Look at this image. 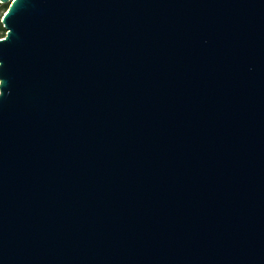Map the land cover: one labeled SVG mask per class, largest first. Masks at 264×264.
Here are the masks:
<instances>
[{"label":"water","instance_id":"95a60500","mask_svg":"<svg viewBox=\"0 0 264 264\" xmlns=\"http://www.w3.org/2000/svg\"><path fill=\"white\" fill-rule=\"evenodd\" d=\"M0 4V264H264V0Z\"/></svg>","mask_w":264,"mask_h":264},{"label":"rangeland","instance_id":"374dc122","mask_svg":"<svg viewBox=\"0 0 264 264\" xmlns=\"http://www.w3.org/2000/svg\"><path fill=\"white\" fill-rule=\"evenodd\" d=\"M6 8H8V5H4V4H0V17L5 14V12L7 11ZM2 18L0 19L1 22Z\"/></svg>","mask_w":264,"mask_h":264},{"label":"trees","instance_id":"16d2710c","mask_svg":"<svg viewBox=\"0 0 264 264\" xmlns=\"http://www.w3.org/2000/svg\"><path fill=\"white\" fill-rule=\"evenodd\" d=\"M8 8H6L7 10ZM2 18V16L0 17V19ZM6 36V31L4 30L1 22H0V39L4 38Z\"/></svg>","mask_w":264,"mask_h":264}]
</instances>
